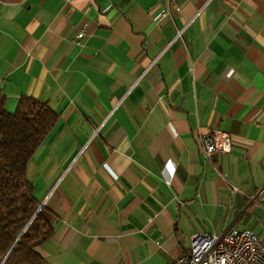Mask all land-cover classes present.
<instances>
[{
    "label": "crops",
    "instance_id": "0c3cea01",
    "mask_svg": "<svg viewBox=\"0 0 264 264\" xmlns=\"http://www.w3.org/2000/svg\"><path fill=\"white\" fill-rule=\"evenodd\" d=\"M0 92L57 114L26 168L56 214L44 264H166L230 227L264 244V0H0ZM211 129L229 153L202 156Z\"/></svg>",
    "mask_w": 264,
    "mask_h": 264
},
{
    "label": "trees",
    "instance_id": "16d2710c",
    "mask_svg": "<svg viewBox=\"0 0 264 264\" xmlns=\"http://www.w3.org/2000/svg\"><path fill=\"white\" fill-rule=\"evenodd\" d=\"M5 101L0 92V264H44L38 247L54 235L56 214L38 208L26 168L57 114L30 95L20 96L13 111L5 109Z\"/></svg>",
    "mask_w": 264,
    "mask_h": 264
},
{
    "label": "built area",
    "instance_id": "2783aa9c",
    "mask_svg": "<svg viewBox=\"0 0 264 264\" xmlns=\"http://www.w3.org/2000/svg\"><path fill=\"white\" fill-rule=\"evenodd\" d=\"M172 10L179 11V0H167ZM169 11H160L157 17L165 18ZM87 23L82 21L75 33L74 42L80 43L86 35ZM185 26L176 27L169 42L183 41ZM200 153L204 158L213 153H229L232 149L231 135L219 129H211L199 137ZM238 191L237 187L232 188ZM247 199L254 200L253 195ZM151 220V219H149ZM166 264H264V244L261 238L249 228L230 227L220 234L193 235L189 249Z\"/></svg>",
    "mask_w": 264,
    "mask_h": 264
},
{
    "label": "water",
    "instance_id": "95a60500",
    "mask_svg": "<svg viewBox=\"0 0 264 264\" xmlns=\"http://www.w3.org/2000/svg\"><path fill=\"white\" fill-rule=\"evenodd\" d=\"M38 208H40V205L38 206ZM38 208H37V210H38Z\"/></svg>",
    "mask_w": 264,
    "mask_h": 264
},
{
    "label": "rangeland",
    "instance_id": "374dc122",
    "mask_svg": "<svg viewBox=\"0 0 264 264\" xmlns=\"http://www.w3.org/2000/svg\"><path fill=\"white\" fill-rule=\"evenodd\" d=\"M9 111V110H8ZM12 111V110H11Z\"/></svg>",
    "mask_w": 264,
    "mask_h": 264
}]
</instances>
